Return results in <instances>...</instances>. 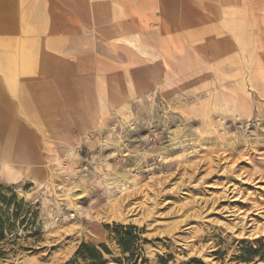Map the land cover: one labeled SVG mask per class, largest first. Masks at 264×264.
<instances>
[{
  "label": "rangeland",
  "instance_id": "374dc122",
  "mask_svg": "<svg viewBox=\"0 0 264 264\" xmlns=\"http://www.w3.org/2000/svg\"><path fill=\"white\" fill-rule=\"evenodd\" d=\"M213 1L176 0L156 18L137 6L130 33L149 53L87 23L63 37L65 22L33 21L54 28L39 68H0V144L34 159L15 181L0 163V184L32 207L0 264H66L83 243L122 264L116 224L138 226L146 264H264V0H235L234 15Z\"/></svg>",
  "mask_w": 264,
  "mask_h": 264
},
{
  "label": "crops",
  "instance_id": "0c3cea01",
  "mask_svg": "<svg viewBox=\"0 0 264 264\" xmlns=\"http://www.w3.org/2000/svg\"><path fill=\"white\" fill-rule=\"evenodd\" d=\"M234 1L214 0L212 3L218 8L222 4L227 5L224 12L234 15L240 11L239 6L231 4ZM168 4H176V0H0V68L16 69L20 76L22 70L30 71L34 69L33 71H35L39 68L38 64L34 65V61L38 60L42 52L38 49L43 44L48 45L50 48L53 47L54 34H52V29L54 28L51 25L48 28L51 35L48 33L45 36L41 32L45 29L46 33V28L38 22L37 24L33 23V21L59 20L65 22V24H61L62 29H64L62 31L63 37L66 34L70 35L71 24L67 23L68 21H76L84 25L80 26L78 24L77 28L71 30L72 32L77 31L78 34L87 33L85 28L87 26L85 23H87L98 31L107 29L111 38L124 40L136 46L142 53H149L138 31L134 30L135 32L130 33L131 29L129 27L132 25L134 28L131 22L140 19L134 16L133 13L138 10L137 6L149 5V11L153 12L152 18H156L159 8L162 10V7ZM152 7L155 8L152 9ZM103 12L107 15H104ZM103 21H108L107 27H105ZM23 22L27 23L23 24ZM114 22L118 23L114 24ZM117 25H121L126 33H119L121 30L116 27ZM23 26L24 34L22 31ZM214 28L209 30L213 37L216 36V29ZM63 32L65 33L63 34ZM48 36L50 37L45 42L44 38ZM64 39L66 38H62V40ZM222 40H225V38H222ZM13 78L15 79V77ZM89 80V78H86V81ZM110 99L111 97L104 98L102 100L103 105L107 101L110 102ZM92 114L95 117L96 112L93 111ZM124 118L128 119L129 116ZM73 141V138L69 139L70 145L73 144ZM33 162L34 159L26 145L15 147L11 141H4L3 145L0 144V163L3 174H6L9 180L15 181L23 175H30L34 168L32 166ZM6 164L11 166L15 175L13 178L5 166ZM16 173L18 174L16 175Z\"/></svg>",
  "mask_w": 264,
  "mask_h": 264
},
{
  "label": "trees",
  "instance_id": "16d2710c",
  "mask_svg": "<svg viewBox=\"0 0 264 264\" xmlns=\"http://www.w3.org/2000/svg\"><path fill=\"white\" fill-rule=\"evenodd\" d=\"M11 191V195L7 192ZM14 203V211H10L11 205ZM32 207L22 198L19 199L16 192L11 187H5L0 184V242L5 240L6 233H12L18 226L26 224V228L32 223L30 218ZM23 219L18 224L19 217ZM140 229L133 224H116L112 233L113 239L116 241L122 257L116 261L122 264H146L147 259L141 256L143 240L139 235ZM105 253H112L106 244L96 246L93 244L83 243L76 252L73 261L66 264H74L77 258L87 261V264H106ZM142 258V259H141ZM190 262L195 264H206L203 260L193 258ZM166 264L165 261L162 262Z\"/></svg>",
  "mask_w": 264,
  "mask_h": 264
},
{
  "label": "bare ground",
  "instance_id": "6f19581e",
  "mask_svg": "<svg viewBox=\"0 0 264 264\" xmlns=\"http://www.w3.org/2000/svg\"><path fill=\"white\" fill-rule=\"evenodd\" d=\"M16 151V150H15ZM13 159V158H12ZM17 159H18V157H17ZM20 159V158H19ZM11 160V159H10ZM13 161V160H12ZM20 161V160H19ZM6 166V168L9 170V173L12 175V178L15 176L14 175V173H13V171H12V168H11V166H9L8 164H6L5 165ZM19 172V171H18ZM18 173H16V175H17ZM108 177V176H107ZM115 180H113V182H114ZM117 181V180H116ZM115 181V182H116ZM119 181V180H118ZM111 184L112 183H110V182H108V186H109V189H110V191L112 192V191H114V192H118V193H122V194H124V193H126L129 189H130V187H131V185L132 184H134V181L133 180H131L130 182H129V185H128V183H124V182H122L121 183V181H120V183H118V184H114L113 186H111ZM113 193V192H112ZM113 264H115V263H113Z\"/></svg>",
  "mask_w": 264,
  "mask_h": 264
}]
</instances>
